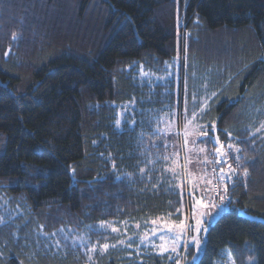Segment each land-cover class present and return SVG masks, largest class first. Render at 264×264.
<instances>
[{
	"label": "trees",
	"instance_id": "obj_1",
	"mask_svg": "<svg viewBox=\"0 0 264 264\" xmlns=\"http://www.w3.org/2000/svg\"><path fill=\"white\" fill-rule=\"evenodd\" d=\"M179 52L182 74L141 77ZM180 106L249 155L187 264L242 261L240 251L264 264V222L239 214L264 219V0H0V202L17 216L0 226V264H176L120 243L127 229L84 228L176 213L179 195L151 163L166 146L157 120ZM42 225L116 244L92 258L53 249Z\"/></svg>",
	"mask_w": 264,
	"mask_h": 264
},
{
	"label": "rangeland",
	"instance_id": "obj_2",
	"mask_svg": "<svg viewBox=\"0 0 264 264\" xmlns=\"http://www.w3.org/2000/svg\"><path fill=\"white\" fill-rule=\"evenodd\" d=\"M181 27L185 29L186 26L184 25ZM179 34L181 40V33ZM187 57L185 53L179 52L172 62L167 63L165 67L166 70L163 71L161 76L143 71L141 77L148 81L177 77L178 74L183 73V67L188 62L186 59ZM186 71L188 74V68ZM131 109H133V105ZM178 109H180L179 113L175 111L172 114L162 116L158 120L156 119V132L160 137H163V140H166L165 144L167 147L164 146L165 150L162 154L158 155V166L151 163L152 168L159 172L158 179L160 182L169 184L170 187L178 193L179 203L176 213L172 215L170 214L172 211L168 213L161 212L154 216H150L149 220L134 226L128 221H107L103 222L105 225L104 227H101L102 223H100L84 229H98L116 236L123 234V229H127L126 232H124L126 235L120 240V243L123 241L122 244L129 245L131 241H135L139 243V246H143L159 255H168L170 258L174 259L175 262L179 260L180 264H187L186 258L188 257V253L191 252L190 250L192 248L194 251L196 250L195 245L189 242L190 238L192 236H197L200 240L201 249L206 240L210 225L228 210V204L225 198V203L222 207L213 209L210 215L202 217L203 223L200 225L201 231L197 234L194 231L195 218L193 217V208L196 201L203 198L204 202L211 200L212 202L219 203V195H223L224 197L226 195V192L223 190L224 185L231 182L236 175H244V173H240L245 168V161H247V159L249 160V155L246 151V144L243 145L241 140L237 138H235L236 140L230 138L228 142V144L234 145V148H228V144H224L223 141H219V139L216 146H213L209 141L215 140L217 136H212L206 129L202 128L194 118L188 120L186 110L184 111L183 106L178 107ZM124 112H126V109H123V113ZM189 121H191V124L188 123ZM186 125H188L190 131H195L197 133L206 131L207 136H189L188 146L185 147L182 133ZM252 136L258 137L260 135L253 134ZM260 138L261 137H258L257 139ZM193 140L196 141L195 144L192 143ZM221 145L224 146L222 151L227 153V164L216 163L218 157L215 155V149ZM236 148L239 149L238 152L235 151ZM189 149H191V151H189ZM199 149H204L205 151L201 152ZM236 155L240 157L239 161L234 158ZM165 157L168 158L165 159ZM205 157H207V161ZM228 164L231 165L232 169H235L234 172L227 167ZM221 167H223L224 172L227 173L224 180L219 179V170ZM213 169L216 171L214 172ZM208 180H211V184L208 183ZM217 185L219 187H217ZM185 217H187L185 223L190 226L192 230H185L181 240L176 245L175 252L171 251V243L169 242V251L161 253L159 248V245L162 243L160 236H165L167 240L174 235L176 231L173 229L172 232H169L166 225L172 224L173 222L179 223V221L184 220ZM16 218L17 216L12 215L11 212L2 213L0 202L1 229L3 225L10 224ZM154 220L156 224L152 223ZM13 227H15L13 229H20V227L15 224ZM113 227L116 228L117 231H112ZM129 229H133L132 233H130ZM153 229H156L155 234H153ZM204 229H206V231H204ZM38 236L39 239L47 241L53 249H62L64 251L66 249L79 250L89 258H92L98 250L105 251L102 250L104 244H108L109 247L116 244L115 241L100 243L99 239L96 238L97 236H91L90 231L76 230L73 227H61L54 232H48L45 226L42 225ZM186 243L187 248L185 247ZM223 254H226L223 264H249L253 259L250 253H246V251H240L239 253V257L242 261H235L230 252H225ZM198 255L199 251H196L195 257Z\"/></svg>",
	"mask_w": 264,
	"mask_h": 264
},
{
	"label": "snow or ice",
	"instance_id": "obj_3",
	"mask_svg": "<svg viewBox=\"0 0 264 264\" xmlns=\"http://www.w3.org/2000/svg\"><path fill=\"white\" fill-rule=\"evenodd\" d=\"M117 123L119 124V121H117ZM189 124H191V121L188 122ZM214 127V125H213ZM262 127H264V125H262ZM184 136V145L185 147L188 146V137L189 136H194V135H200V136H207V132L206 131H200L199 133L195 132V131H190L188 129V125L185 126L184 132L182 133ZM227 135H230L228 133H226ZM211 143H218V137L213 140V141H209ZM193 144L196 143L195 140L192 141ZM167 147V146H166ZM223 145H221L220 147L215 149V155L218 157L216 163L217 164H227V153H225L224 151H222L223 149ZM228 148H234V145L232 144H228L227 146ZM189 151H191V149H189ZM199 151L203 152L205 151L204 149H199ZM236 152L239 151L238 148L235 149ZM168 157H165V159H167ZM234 158L239 161L240 157L238 155L234 156ZM205 160L207 161V157H205ZM210 162V161H208ZM227 167L234 172L235 169H232L231 165L228 164ZM74 171V169H73ZM213 171L215 172L216 170L213 169ZM220 175H219V179L220 180H224L225 176L227 175V173L224 172V168L221 167L220 170ZM245 174H247L245 172ZM191 183V181H190ZM208 183L211 184V180H208ZM217 187H219L217 185ZM224 192L228 191L227 185L225 184L223 187ZM219 195V194H218ZM225 203V197L223 195H219V203H215L212 202L211 200L204 202L203 198L201 200L196 201V204L193 208V217L195 218V228L194 231L199 234L201 231L200 225L203 223L202 217L206 216V215H210L211 211L213 209H219L220 207H222V205ZM187 220V217L184 218V220H180L179 223L173 222L172 224L166 225L167 230L169 232H172L173 229H175V234L172 235L171 237H169L167 240L165 238V236L161 235L160 236V240L162 241V243L159 245L160 251L161 253L163 252H167L169 251L168 248V243H171V251L175 252L176 251V245L177 243L181 240V237L183 235V233L185 232V230H192L190 228V226H188L185 221ZM153 224H156V221H152ZM104 223L102 222L101 227H104ZM112 231H117L116 228H112ZM204 231H206V229H204ZM156 233V229H153V234ZM190 243H193L195 245V249L196 251L200 250V240L197 238V236H192L190 238ZM121 243H123V241H121ZM131 246V245H129ZM109 247L108 244H104L102 246V250H106ZM185 247L187 248V243L185 244ZM196 257H193V260H195ZM176 264H180L179 260H177Z\"/></svg>",
	"mask_w": 264,
	"mask_h": 264
},
{
	"label": "water",
	"instance_id": "obj_4",
	"mask_svg": "<svg viewBox=\"0 0 264 264\" xmlns=\"http://www.w3.org/2000/svg\"><path fill=\"white\" fill-rule=\"evenodd\" d=\"M239 214L249 220H252V221H261V222H264V219L257 216V215H253V214H250V213H247L246 211H243V210H240L239 211Z\"/></svg>",
	"mask_w": 264,
	"mask_h": 264
}]
</instances>
